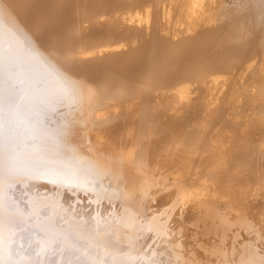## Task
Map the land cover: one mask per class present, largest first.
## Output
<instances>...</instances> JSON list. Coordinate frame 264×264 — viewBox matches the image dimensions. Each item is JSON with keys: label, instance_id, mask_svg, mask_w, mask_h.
<instances>
[{"label": "bare ground", "instance_id": "1", "mask_svg": "<svg viewBox=\"0 0 264 264\" xmlns=\"http://www.w3.org/2000/svg\"><path fill=\"white\" fill-rule=\"evenodd\" d=\"M0 264H264V0H0Z\"/></svg>", "mask_w": 264, "mask_h": 264}]
</instances>
